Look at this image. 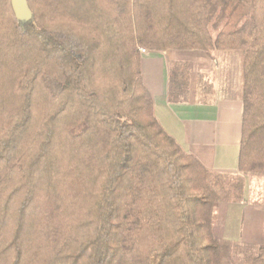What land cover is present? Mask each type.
Wrapping results in <instances>:
<instances>
[{
	"label": "trees",
	"instance_id": "1",
	"mask_svg": "<svg viewBox=\"0 0 264 264\" xmlns=\"http://www.w3.org/2000/svg\"><path fill=\"white\" fill-rule=\"evenodd\" d=\"M28 4L20 20L0 0V264H264V243L214 230L264 178V0ZM141 48L242 52L237 171L163 126ZM186 67L172 102L190 99Z\"/></svg>",
	"mask_w": 264,
	"mask_h": 264
},
{
	"label": "crops",
	"instance_id": "2",
	"mask_svg": "<svg viewBox=\"0 0 264 264\" xmlns=\"http://www.w3.org/2000/svg\"><path fill=\"white\" fill-rule=\"evenodd\" d=\"M169 50H147L146 53L151 55L142 53L144 81L153 93L157 117L205 166L220 171H237L243 111V60L242 69L239 71L237 53L221 51L227 52L221 55L222 63L236 61L237 65H227V68L226 65H217L214 96L172 102L168 98L169 69L177 56ZM162 52L166 54V58V52H169L172 59L169 62L166 58L164 60L161 57ZM184 57L197 61V66H200L203 72L213 66L215 58L207 53H193ZM216 62L218 63V59ZM260 178L264 182V178ZM259 203L264 207V201ZM244 205L249 211L248 214L246 212L241 240L264 243V209L259 210L256 203L249 202Z\"/></svg>",
	"mask_w": 264,
	"mask_h": 264
},
{
	"label": "rangeland",
	"instance_id": "3",
	"mask_svg": "<svg viewBox=\"0 0 264 264\" xmlns=\"http://www.w3.org/2000/svg\"><path fill=\"white\" fill-rule=\"evenodd\" d=\"M169 51H171L170 53L172 54H176L177 59L186 60L190 62L191 68L190 67L185 68V71H187L189 75L187 78V87L189 88L190 85L189 98H196V97L201 98V96L205 98H208L210 96L213 97L215 85H216L215 79H216L217 65H226L227 68V65L236 64V61L235 62L225 61L224 63H222L221 55L227 52H218L216 54H213L215 56L214 61L212 62L213 66L210 68L208 67L209 69L207 68L208 69L207 72H203L202 71L203 69H200L201 67L197 66L199 65L197 61H192L190 59H187L184 57V55L187 56L193 53H205V52L202 51L198 52L200 50H175V49ZM166 53L168 59L166 58V54L163 52L161 53L162 54L161 57L164 60L166 58L167 62H169V60L172 59L170 57L171 54L169 52ZM233 53H237L236 56L237 58L239 57V61H237V63L239 66V71H241L242 69L241 62L243 60V54L240 51H233ZM144 55H151V53H146ZM217 59H218V63L216 62ZM196 68L198 69L196 70ZM261 201L262 202L264 201V182L258 176H248L246 189H245V197L244 200L241 202V204L233 203L229 205L227 203H221L216 209L215 229H214L215 235L217 237H223L232 240H237V239L241 240L243 238L246 212L249 211V209L246 207V205H244V203L251 202L259 205L261 204L259 203ZM257 207L259 210L264 209V207H262L261 205Z\"/></svg>",
	"mask_w": 264,
	"mask_h": 264
},
{
	"label": "water",
	"instance_id": "4",
	"mask_svg": "<svg viewBox=\"0 0 264 264\" xmlns=\"http://www.w3.org/2000/svg\"><path fill=\"white\" fill-rule=\"evenodd\" d=\"M15 15L20 20H29L32 18V11L28 0H11Z\"/></svg>",
	"mask_w": 264,
	"mask_h": 264
},
{
	"label": "built area",
	"instance_id": "5",
	"mask_svg": "<svg viewBox=\"0 0 264 264\" xmlns=\"http://www.w3.org/2000/svg\"><path fill=\"white\" fill-rule=\"evenodd\" d=\"M141 52L142 53H146L147 52V49L146 48H141Z\"/></svg>",
	"mask_w": 264,
	"mask_h": 264
}]
</instances>
